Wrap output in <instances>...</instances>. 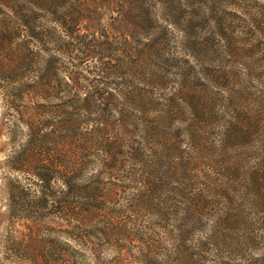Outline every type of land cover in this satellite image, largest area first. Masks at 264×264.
<instances>
[{
  "label": "trees",
  "instance_id": "1",
  "mask_svg": "<svg viewBox=\"0 0 264 264\" xmlns=\"http://www.w3.org/2000/svg\"><path fill=\"white\" fill-rule=\"evenodd\" d=\"M186 3L170 0L171 12L178 14L170 24L182 25L184 40L192 49L190 57L196 62L187 59V66L176 68V92L170 95V108L158 115L159 121L170 118L171 123H180L182 126L176 128L175 137H185L195 154L203 151L198 136L212 128L218 134V144L205 158L212 161L218 157L219 167L224 170V194L237 195L249 207L248 215L225 220L230 224H264V65L257 62L264 59V53L260 58L248 53L255 46L252 41L262 38L263 13H252L251 9L239 12L241 6L227 0H212L210 4L207 0H195L189 6ZM44 5L50 7L54 0L0 2V79L4 81L0 91L12 117L32 131L33 138L30 136L17 157L23 161L22 165L33 166L37 171L40 185L36 201L47 206L53 199L49 187L54 176L50 172L56 169L63 183L57 213L66 221L83 222L93 211L100 210L97 200L104 195L101 182L106 174L117 171L132 183L143 179L144 192L158 183L155 187L160 192L186 196L193 187L191 162L197 155L185 160L180 146L174 144L170 147V156L166 150L157 155L146 154L147 149H152L154 137L160 135L159 121L137 126L142 118L136 112L153 102L146 91L128 86L127 80L109 81L114 74L111 67L98 69L101 75L94 76L82 88L75 68L64 70L56 61L50 63V57L38 63L36 59L40 55L32 45L46 34L43 30L36 31L30 18L45 8ZM55 8L63 37L59 56L73 59L76 42L84 41L78 25L88 8L79 0H63ZM126 8L133 11L142 6L128 1ZM233 16L238 17V24L232 23ZM131 23L137 25L138 20ZM24 32L29 33V40L21 39L15 45L9 41L10 37H19ZM90 42L85 45L89 46ZM82 53L87 55L86 50ZM126 55L131 63L138 65L130 53ZM59 56L55 59L59 60ZM242 59L249 62H241ZM81 89H86L82 96ZM50 99L60 100L61 105L49 110L57 112L58 119L44 122L39 131L53 129L36 141L38 123L31 104ZM50 139L57 140L55 146L59 150L44 149ZM163 157L160 163L158 159ZM90 165L98 170L83 181ZM156 166L163 169L157 180L152 173ZM144 167L151 169L147 172ZM70 197L75 199L73 205L69 203ZM249 231L236 244L240 250L257 251L250 264H264V238L255 229Z\"/></svg>",
  "mask_w": 264,
  "mask_h": 264
},
{
  "label": "rangeland",
  "instance_id": "2",
  "mask_svg": "<svg viewBox=\"0 0 264 264\" xmlns=\"http://www.w3.org/2000/svg\"><path fill=\"white\" fill-rule=\"evenodd\" d=\"M23 1L32 0H0L8 4ZM62 1L54 0V5H44L40 12L31 14V25L46 34L32 45L40 55L36 59L38 63L50 57V63L56 61L64 70L75 68L82 88L94 76L101 75L98 69L111 67L114 74L109 81L127 80L128 86L143 89L153 100L136 112L142 118L137 126L143 127L147 121L152 124L161 121L158 115L170 108V95L176 92V68L187 66V59H193L182 25L170 24L178 15L171 12L170 0H79L88 10L79 21L78 30L84 41L76 42L73 59L58 53L63 37L55 7ZM128 1L142 8L130 11L126 8ZM180 1L191 4L195 0ZM228 1L241 6L239 12L251 9L252 13L262 12L264 18V0ZM207 2L210 4L212 0ZM189 3L186 4L189 6ZM236 19L232 23L238 24ZM137 20V25L131 23ZM27 32L12 36L9 41L15 45L21 39L29 40ZM261 37L253 40L255 46L248 50L254 58L264 53V29ZM88 40L92 41L89 46L85 45ZM84 50L86 56H83ZM127 52L138 60V65L131 63ZM58 56L59 60L55 59ZM257 62L264 65V59ZM3 82L0 79V84ZM85 90L81 89L79 94L82 96ZM59 101L40 100L31 104L38 123L36 141L53 129L39 131L44 122L58 119V113L49 110L61 105ZM160 121V135L154 137L152 149H147L146 154L157 155L166 150L170 156V147L174 144L180 146L185 160L197 155L191 162L195 179L188 194L171 196L170 192H160L155 187L158 183L144 192L143 179L132 183L117 171L106 174L101 182L104 195L97 200L100 210L93 211L83 222L66 221L57 213V199L63 188L57 169L50 172L54 176L49 187L53 199L47 206L36 201L40 185L37 171L33 166L22 165L23 161L17 157L32 131L12 117L0 91V264H180L181 260L183 264H250L257 251L240 250L236 243L252 229L264 238V224H230L225 220L247 214L249 207L237 195L224 194V170L219 167L218 157L212 161L205 158L218 144V134L212 128L201 132L198 141L203 151L195 154L185 137H175L176 128L182 126L180 123H171L170 118L165 123ZM56 141L47 140L44 149L59 150ZM34 150L39 151L37 147ZM164 159L158 160L161 163ZM21 166L22 169H16ZM150 169L144 167L147 172ZM97 170L95 166H88L83 181L89 180ZM162 172V167L156 166L152 170L153 178L157 180ZM74 200L69 198L70 205Z\"/></svg>",
  "mask_w": 264,
  "mask_h": 264
}]
</instances>
